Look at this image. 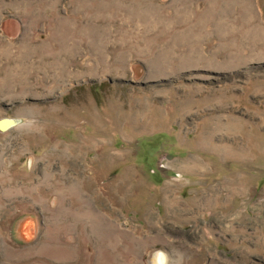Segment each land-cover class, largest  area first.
<instances>
[{
	"label": "rangeland",
	"instance_id": "1",
	"mask_svg": "<svg viewBox=\"0 0 264 264\" xmlns=\"http://www.w3.org/2000/svg\"><path fill=\"white\" fill-rule=\"evenodd\" d=\"M0 264H264V0H0Z\"/></svg>",
	"mask_w": 264,
	"mask_h": 264
},
{
	"label": "bare ground",
	"instance_id": "2",
	"mask_svg": "<svg viewBox=\"0 0 264 264\" xmlns=\"http://www.w3.org/2000/svg\"><path fill=\"white\" fill-rule=\"evenodd\" d=\"M255 36V35H254ZM261 36H263V35H261ZM260 37V36H259ZM235 38V37H234ZM254 38V37H253ZM261 39V38H260ZM234 40H236V39H234ZM256 41V40H255ZM236 42V41H235ZM251 42V41H250ZM193 51V50H192ZM191 54H193V53H191ZM190 56V55H189ZM179 106V105H178ZM155 116V115H154Z\"/></svg>",
	"mask_w": 264,
	"mask_h": 264
}]
</instances>
